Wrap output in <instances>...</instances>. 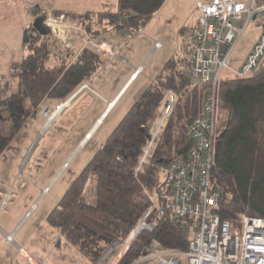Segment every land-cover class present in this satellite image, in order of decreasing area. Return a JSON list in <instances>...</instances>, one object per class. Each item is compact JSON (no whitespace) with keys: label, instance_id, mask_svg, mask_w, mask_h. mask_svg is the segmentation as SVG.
Returning a JSON list of instances; mask_svg holds the SVG:
<instances>
[{"label":"trees","instance_id":"obj_1","mask_svg":"<svg viewBox=\"0 0 264 264\" xmlns=\"http://www.w3.org/2000/svg\"><path fill=\"white\" fill-rule=\"evenodd\" d=\"M166 2L119 0L117 10L53 14L64 15L68 23L80 29V37L83 33L96 39L112 33L134 37ZM35 16L34 24L23 34L28 54L11 67L9 82L14 89L0 98V157L45 100L57 101L58 105L66 102L108 62L104 53L81 45L77 48L76 43L64 57L52 56L47 46L49 30L43 18L38 13ZM192 46L189 43L164 63L47 217L48 224L93 264H98L115 242L124 243L137 228L149 208L143 204L145 192L163 204L171 194L165 169L188 158L194 146L189 128L201 114L208 87L195 86L191 81ZM54 60L55 66H51ZM171 97L174 102L163 129L150 155L142 161L153 127ZM219 108L227 111L228 118L213 141L214 148L219 144L211 171V190L217 202L213 212L222 221L234 223L243 216L264 218V157H259L264 59L248 76L219 80ZM7 123L11 124L10 132L5 131ZM92 178L97 181L95 206L85 197ZM195 225L194 219L177 220L168 213L158 219L153 232L140 233L118 264H131L154 246L158 251L187 252Z\"/></svg>","mask_w":264,"mask_h":264},{"label":"built area","instance_id":"obj_2","mask_svg":"<svg viewBox=\"0 0 264 264\" xmlns=\"http://www.w3.org/2000/svg\"><path fill=\"white\" fill-rule=\"evenodd\" d=\"M197 12L199 20L193 39L190 76L193 85H207L208 88L201 114L189 128L194 146L188 158L177 160L165 169V181L171 194L163 204H159L145 192L148 195L149 208L139 225L124 243L115 242L98 264H118L140 233L153 232L158 219L168 213L177 220H196L189 250L185 253L158 251L154 246L131 264H264V218L243 216L236 223L222 221L213 212L217 208V202L211 190L218 82L222 71L228 68L227 63L236 43L252 22L260 27V38L237 76L250 75L263 61L264 3L258 4L256 0H200L197 2ZM244 18L245 25L236 29L234 22ZM43 23L49 30L47 44L57 43V38H60L63 45L67 44L65 39L72 30L64 15L48 13L44 16ZM142 35L143 31L140 30L137 36H130L127 41L122 42L118 47L119 57L123 50L132 46ZM82 39L85 40L83 48L91 47L108 53V57L114 58L118 55L115 54V47L107 41L87 34ZM154 43L157 48H162V42ZM71 47L72 45L69 48ZM173 102L174 98L171 97L162 118L155 123L142 161L155 146ZM70 103L71 100H67L54 108L44 106L42 114L48 120L45 128L51 120L63 115ZM9 197L10 193H7L1 203L2 210L8 204ZM7 240L12 241L11 235ZM19 250L23 252L21 248ZM28 264L37 263L29 259Z\"/></svg>","mask_w":264,"mask_h":264},{"label":"rangeland","instance_id":"obj_3","mask_svg":"<svg viewBox=\"0 0 264 264\" xmlns=\"http://www.w3.org/2000/svg\"><path fill=\"white\" fill-rule=\"evenodd\" d=\"M29 15H31L30 11H27ZM52 12H43L38 14V16L44 18L45 15ZM9 13L2 10L0 12V22L5 21L8 18ZM12 19H17L16 17H10ZM10 20V19H8ZM34 20V19H33ZM32 20V21H33ZM198 12H197V3L195 0H168L166 6L160 10V12L153 17L144 27V37H141L137 43L133 46L136 54L142 52L143 49L148 46V41L152 40V46H154V41H159L155 39H160L162 42V47L164 48L159 52L155 53L151 58L154 62L149 67L147 74L149 75L146 78V82H152V80L156 77L155 71L162 67V65L173 55L180 52L185 46L189 43H192L194 39V34L198 25ZM34 22V21H33ZM43 23V22H42ZM246 23V19L244 18L242 21L234 22V26L236 29H240L241 26H244ZM34 24V23H33ZM32 24V25H33ZM44 24V23H43ZM71 25V34L68 35V39L64 38L66 43L63 45L60 38H57V43L47 44L48 49L52 56L59 58L64 57L67 53L69 47L76 43V46L81 45L84 46V41L82 37H80V29ZM46 27V26H45ZM47 28V27H46ZM185 29V35H180L179 31ZM83 34V37H85ZM261 29L255 23L252 22L243 32L242 36L236 43L234 50L231 53V56L228 60V68L224 69L221 73V78H232L237 76L240 72L242 66L247 60V55L249 49L254 47L257 43V40L260 38ZM110 36L109 34L105 37ZM62 37H65L62 36ZM104 37V38H105ZM100 39V38H97ZM102 40V39H101ZM64 41V40H63ZM78 44V45H77ZM69 46V47H68ZM150 48V47H149ZM82 49V48H81ZM80 49V50H81ZM96 50V49H95ZM98 53H104L99 52ZM126 51V50H125ZM123 52L118 54L116 57H108V53L105 54L107 58L113 59H122L125 61V55ZM153 52V47L149 50V53ZM149 59V60H151ZM55 61V60H54ZM52 62V61H51ZM102 69L98 72H95L92 77L86 81L83 89L86 88L89 90V96L84 98L74 109L72 112L68 113V117L62 119L58 122V119L54 120L51 124V127L45 131L43 135L41 133L47 124V118L44 116L39 120L43 123L42 129H39L37 132V127L33 129V126L36 123V120H29L27 124L23 127V129L14 136L10 140V144L8 149L5 151L3 156L0 158V167L3 170H0V178L6 177L11 178L12 176H16L17 179H24L25 176H29L31 178L42 179L46 173H48L52 167L56 165L61 166L57 174L60 172L61 175L58 177L57 181L53 185L52 188L59 184L56 190L53 192L52 197L61 196L63 193L62 190H67L70 184L75 180V178L79 175V173L83 170L86 164L90 161L93 154L101 147V145L106 141L112 130L115 128L116 124L120 121V119L124 116L130 106L133 104V91H131L128 96L123 100L122 104L115 110V112L109 117V114L104 118V123L96 129L95 133L92 135V140L86 142L84 147L78 151V148L84 138L89 134L90 128L93 126L94 122L100 116L103 108V102H101V98H97L92 91H97L107 97L114 85L111 88L101 90V85L103 81V77L100 78ZM237 72V73H236ZM7 81V80H6ZM2 82V81H1ZM0 82V83H1ZM4 84L6 82H3ZM90 87V88H89ZM81 89V88H80ZM0 93H2V89H0ZM76 94V93H75ZM0 96V98H2ZM73 97V96H71ZM102 104V105H101ZM27 107L30 108V103L26 102ZM43 108L41 109L42 114ZM73 113V114H72ZM104 113V111H103ZM228 113L225 109L219 108L217 110V118H216V134L226 127L227 124ZM50 125V124H49ZM48 125V126H49ZM5 131L10 132L11 124L7 123L5 125ZM260 138H261V151L259 153V157L263 160L264 157V119H263V127L260 129ZM98 131V132H97ZM25 147V151H24ZM29 148V151H28ZM219 149V144L215 145L214 152L216 153ZM26 154L24 161H28L29 168L28 169H20L18 170V163L20 162V158H22V153ZM33 152V153H32ZM214 153V154H215ZM23 161V162H24ZM65 165V168H64ZM25 175V176H24ZM55 176V175H54ZM53 176V177H54ZM53 179V178H52ZM49 185V184H48ZM47 185V186H48ZM51 190V188H50ZM43 193V192H42ZM61 194V195H60ZM96 194H97V181L96 178H92L89 180V183L86 188L85 197L88 204L95 206L96 205ZM150 198L155 199L152 194H149ZM148 195L143 194L145 197L146 205L148 204ZM58 196V198H59ZM62 197V196H61ZM13 197H11L12 199ZM39 197H37L36 201H39ZM9 203L11 201L9 200ZM63 242L65 240L63 238ZM35 244V242H34ZM66 244V243H65ZM36 245V244H35ZM68 248L63 250V256L59 254L57 258L60 264H93L87 258L83 257L72 245L67 244ZM61 257V258H60Z\"/></svg>","mask_w":264,"mask_h":264},{"label":"crops","instance_id":"obj_4","mask_svg":"<svg viewBox=\"0 0 264 264\" xmlns=\"http://www.w3.org/2000/svg\"><path fill=\"white\" fill-rule=\"evenodd\" d=\"M195 1L197 3L200 0ZM256 2L262 4L264 0H256ZM118 3L119 0H0V12L4 10L10 15L5 21L0 22V82L2 81L0 83V89H2L0 96L4 95L12 87V89H14V86L9 82L11 67L13 64L21 63L28 54V51L23 47V34L24 30L31 27L35 22V13L64 11L84 13L91 11L117 10L119 7ZM166 3L162 8L166 6ZM27 11H30L31 15H29ZM16 16L17 19L10 18ZM142 31L143 35L123 53V55L126 56L124 59L125 61H122L120 58H108V62L103 66L104 68L100 76V78L103 77L101 90L111 88L112 85H114V87L112 91L108 93L109 95L107 97H104V95H101V93L97 91H92L97 98H101L103 110L90 128L91 130H89V133L92 131L95 133L96 129L101 125V123H97L99 119L104 117V114H109L111 116L131 91H133V98L136 97L135 99H137L145 90L149 82V80L146 82V78L149 77L147 71L158 54L155 56L154 60L151 58L159 50L161 51L164 45L162 49L155 50L151 40L148 41V46H146L142 52L136 54L133 46L141 37H144V30ZM179 33L181 36L185 35V29L180 30ZM109 35L108 37L111 38L101 37L100 39L113 45L115 47V53H118V47L121 43L127 41L129 38V35L122 36L116 33ZM155 40L161 41L160 39ZM151 47H153V52L149 53ZM251 52L252 47L249 49L247 56H249ZM55 63L56 61H52L51 66H55ZM161 68L155 71V76L159 73ZM135 74H137V76L134 79L133 76ZM3 82L6 83L4 84ZM89 90L86 88L83 89L82 86L73 97L68 99L71 100L70 106L59 118L58 122L67 118L68 113L72 112L84 98L89 96ZM113 102H115V106L110 110V103ZM46 105L54 108L58 105V102L45 100L40 106V111L29 119L30 121L37 119L33 126V129L37 127V132L43 127L44 122L41 123L39 119L44 117V115L41 114V109ZM104 118L102 119L104 120ZM103 120L102 122H104ZM50 127L51 125L44 128L41 135ZM84 142L85 138L80 144L78 151L85 146L84 144L86 142ZM24 151L18 163V170L29 168L30 161H24L29 148L26 154ZM60 167L61 166L57 167L55 165L42 179L31 178L25 175L24 179H17L16 176H12L11 178H0V264H28L29 259L37 264H60L59 260L54 257H57V255L59 256V254L63 256V250L68 248V243L65 241V244L63 242V237L47 222L48 215L56 207L62 198L61 196H63L69 188L68 187L67 190H62L63 194H60L61 196L58 195L59 198L58 196L52 197L60 181L56 183L54 188L52 187L63 172L57 174V172L62 169ZM0 170H3L2 167H0ZM7 193H10L8 204L2 210L1 203L5 199ZM11 197L13 198L11 199ZM37 197L40 198L38 202L36 201ZM9 200L11 203H9ZM9 235H11L12 241L7 240ZM19 248H21L23 252H21Z\"/></svg>","mask_w":264,"mask_h":264},{"label":"bare ground","instance_id":"obj_5","mask_svg":"<svg viewBox=\"0 0 264 264\" xmlns=\"http://www.w3.org/2000/svg\"><path fill=\"white\" fill-rule=\"evenodd\" d=\"M154 49H155V50H158V49H160V48H157V47L155 46V43H154ZM137 72H138V71H137ZM137 72H136V73H137ZM136 76H137V74H135L133 77H136ZM134 79H135V78H134ZM114 106H115V102L110 103V106H109V107H110V110L113 109ZM106 115H108V114H106ZM106 115L104 114V117H106ZM104 117H101L97 123H98V124L102 123V120H103L102 118H104ZM53 121H54V120H51V121L49 122V124L51 125ZM50 125H49V126H50ZM92 135H93V131L90 132V133L85 137V142L91 140V139H92ZM85 142H84V143H85Z\"/></svg>","mask_w":264,"mask_h":264},{"label":"water","instance_id":"obj_6","mask_svg":"<svg viewBox=\"0 0 264 264\" xmlns=\"http://www.w3.org/2000/svg\"><path fill=\"white\" fill-rule=\"evenodd\" d=\"M42 22H43V19H42Z\"/></svg>","mask_w":264,"mask_h":264}]
</instances>
